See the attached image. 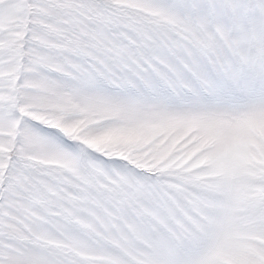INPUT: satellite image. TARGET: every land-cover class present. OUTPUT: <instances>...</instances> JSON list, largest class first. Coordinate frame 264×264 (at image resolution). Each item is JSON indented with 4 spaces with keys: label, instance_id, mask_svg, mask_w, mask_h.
I'll use <instances>...</instances> for the list:
<instances>
[{
    "label": "snow or ice",
    "instance_id": "6c2138e0",
    "mask_svg": "<svg viewBox=\"0 0 264 264\" xmlns=\"http://www.w3.org/2000/svg\"><path fill=\"white\" fill-rule=\"evenodd\" d=\"M0 264H264V0H0Z\"/></svg>",
    "mask_w": 264,
    "mask_h": 264
}]
</instances>
